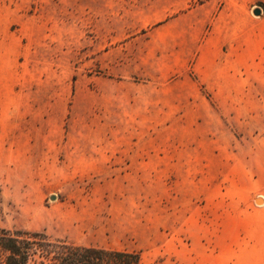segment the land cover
Returning a JSON list of instances; mask_svg holds the SVG:
<instances>
[{
  "label": "rangeland",
  "instance_id": "obj_1",
  "mask_svg": "<svg viewBox=\"0 0 264 264\" xmlns=\"http://www.w3.org/2000/svg\"><path fill=\"white\" fill-rule=\"evenodd\" d=\"M221 3L0 0L1 229L264 264V3Z\"/></svg>",
  "mask_w": 264,
  "mask_h": 264
},
{
  "label": "trees",
  "instance_id": "obj_2",
  "mask_svg": "<svg viewBox=\"0 0 264 264\" xmlns=\"http://www.w3.org/2000/svg\"><path fill=\"white\" fill-rule=\"evenodd\" d=\"M0 264H142L136 251L76 245L45 231L0 228Z\"/></svg>",
  "mask_w": 264,
  "mask_h": 264
},
{
  "label": "crops",
  "instance_id": "obj_3",
  "mask_svg": "<svg viewBox=\"0 0 264 264\" xmlns=\"http://www.w3.org/2000/svg\"><path fill=\"white\" fill-rule=\"evenodd\" d=\"M219 1L222 2L221 11L229 10V11H234V12L245 11L247 8L253 7L257 3H260V2L264 3V0H219ZM262 236L264 237V231L262 233Z\"/></svg>",
  "mask_w": 264,
  "mask_h": 264
},
{
  "label": "water",
  "instance_id": "obj_4",
  "mask_svg": "<svg viewBox=\"0 0 264 264\" xmlns=\"http://www.w3.org/2000/svg\"><path fill=\"white\" fill-rule=\"evenodd\" d=\"M254 14H255V15H260V14H261V10H260V9H256V10L254 11ZM51 199H52V200H55L56 197L53 196ZM258 201H259V199H258Z\"/></svg>",
  "mask_w": 264,
  "mask_h": 264
}]
</instances>
